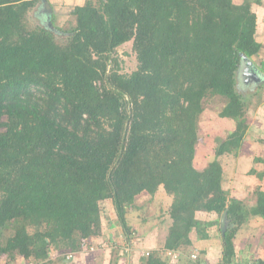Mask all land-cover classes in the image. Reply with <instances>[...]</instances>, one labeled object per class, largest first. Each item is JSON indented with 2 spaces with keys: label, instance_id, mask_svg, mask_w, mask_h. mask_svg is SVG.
Masks as SVG:
<instances>
[{
  "label": "trees",
  "instance_id": "trees-1",
  "mask_svg": "<svg viewBox=\"0 0 264 264\" xmlns=\"http://www.w3.org/2000/svg\"><path fill=\"white\" fill-rule=\"evenodd\" d=\"M39 1L0 0V263L79 252L101 236L107 199L130 240L128 209L160 187L172 198L163 249L179 256L155 250L141 264L242 260L235 241L252 217L264 224V189L255 188L253 205L231 195L221 158L238 155L250 128L236 79L263 47L253 8L262 0H87L71 9L70 29L50 7L47 22L30 28ZM131 41L137 67L126 73L117 50ZM218 98V115L235 126L198 168L201 115ZM215 225L213 262L194 241L211 239Z\"/></svg>",
  "mask_w": 264,
  "mask_h": 264
},
{
  "label": "rangeland",
  "instance_id": "rangeland-1",
  "mask_svg": "<svg viewBox=\"0 0 264 264\" xmlns=\"http://www.w3.org/2000/svg\"><path fill=\"white\" fill-rule=\"evenodd\" d=\"M87 0H47L51 8V13L55 14V23L65 29L74 26L73 17L70 11L76 5H82ZM243 2L244 0H235ZM256 9L258 24L256 27V35H264V0L259 4L253 5ZM47 13V11H46ZM45 13L44 1L41 0L35 8L27 13L26 22L30 28H34L39 24L47 22V14ZM264 46V44H263ZM121 60L122 72L131 73L137 67L136 53L133 49V43L128 42L120 46L117 50ZM247 60V59H246ZM251 62L253 69L260 76L259 79L252 77L246 80L245 68L247 62L241 67L236 79V88L244 98L247 105L246 117L250 128L248 130L247 139L237 156L234 154L223 155L221 161L224 166V186L228 188L231 195L236 196L251 205L254 202V190L257 187L264 186V183L257 181L258 176H249L250 169L262 171L264 169V146L259 142L264 139V47L261 49L260 55ZM263 70V73L261 71ZM248 85V86H247ZM221 99L209 100L206 104L205 111L200 119V141L197 145L195 156V164L198 168H203L215 156V149L218 138H226L228 132L234 128V123L226 118L218 115V109L221 107ZM258 183V184H257ZM256 184V185H255ZM259 184H263L260 185ZM163 188H159V197L142 192L135 197L136 207L129 208L127 217L133 226L134 236L131 237V248L125 251L123 248L125 237L121 226L117 221V216L110 199L102 203V223L104 229L101 236H93L84 240V246L88 242L94 245L95 250H86L83 248L79 252L74 253L75 258H56L58 252L53 253V260L46 264H141V258L146 257L147 252L155 250L161 251L167 230L169 226V200ZM198 217L202 220H212L218 216L215 214L201 213ZM221 221V219H220ZM251 228H242L241 233L236 238V243L240 242L246 236L247 230L254 229L258 223L252 220L249 223ZM219 226V225H218ZM218 226H213L211 230H215L219 234ZM11 234L10 231L5 232L4 238ZM110 238V239H109ZM215 242V243H214ZM214 242L207 244L216 248L220 243L215 237ZM154 244L158 246L154 248ZM161 244V246H160ZM95 245H97L95 247ZM85 250V251H83ZM66 255V254H65ZM120 255L118 262L117 257ZM83 256V257H82ZM122 258V259H120ZM39 264V263H37Z\"/></svg>",
  "mask_w": 264,
  "mask_h": 264
},
{
  "label": "crops",
  "instance_id": "crops-1",
  "mask_svg": "<svg viewBox=\"0 0 264 264\" xmlns=\"http://www.w3.org/2000/svg\"><path fill=\"white\" fill-rule=\"evenodd\" d=\"M237 3H240V2H237ZM253 8H254V10L256 12V9H255L254 6H253ZM257 39L259 41H261L262 44H264V35H259V37H257ZM250 170L248 171V174L251 177L252 176H258V173H264V169L262 171H256V169H254L256 172H254L253 174L250 173ZM257 181H259L261 183H264V176H263V178H260L259 177V180L257 179ZM260 185H263V184H259V186ZM261 188L264 189V186H262ZM160 191H162V193H165L166 198L169 200V203L168 204L170 205L171 202H172V198L169 195L166 194V192H165L164 189H162ZM154 196H156V197L158 196L159 197L160 196L159 195V192H157ZM254 199H255V197H254ZM254 203H255V200H254V202L251 205H253ZM199 214L200 213H198V215ZM252 220H255L258 223L257 227H255L254 229L247 230V233L248 234H246V236H244L242 239H240V242L236 243V241H235V243H236V250L238 251V255H239L240 259H242V260L249 259V258H253V259H256V258L264 259V224H263L262 218H260V217H252L242 228L243 229L245 227L246 228H251V225L249 226V223H251ZM209 233H210V236H213V237L211 239H209L208 242L210 244L214 245L213 244L214 239H215L214 231L211 230ZM240 233H241V230H240ZM193 237L195 238L196 235L193 234ZM194 242L197 245H200V243L202 245H208V247H209L208 248V257L213 262L217 261L220 258V256H221V252H220L221 251V241H220L219 244L217 243L218 246L216 248H213L212 245L207 244L205 241L199 242L198 240H195ZM157 246H158L157 244H154V248H156ZM160 246H161V244H160ZM52 257H53V255H52ZM74 258H75V256H74ZM120 259H122V258H120ZM87 264H91V263H87ZM124 264H125V260H124Z\"/></svg>",
  "mask_w": 264,
  "mask_h": 264
},
{
  "label": "built area",
  "instance_id": "built-area-1",
  "mask_svg": "<svg viewBox=\"0 0 264 264\" xmlns=\"http://www.w3.org/2000/svg\"><path fill=\"white\" fill-rule=\"evenodd\" d=\"M134 236V233L131 237ZM125 237V236H124ZM97 245H95L96 247ZM132 246V243H131V238L130 240H127L126 237H125V242H124V245H123V248L125 251H128L129 248H131ZM85 248L86 250L88 249L89 250H95L94 248V245L91 246L90 243H86L85 246L83 245L82 249ZM85 251V250H83ZM164 257L166 258H169L170 261H176L178 259V256H179V253L178 252H175V251H172V250H165V249H162L161 251H159ZM74 253L76 252H71V253H68L67 254V258H72L74 257ZM150 252H147L146 253V256L149 255ZM191 257L193 259H196L197 257V253H194L191 255ZM0 264H37L35 263L33 260L31 259H26L25 257H18L17 259L11 261V262H8V261H5V260H2ZM234 264H264V260L263 261H259V260H253V259H247V260H239V261H236Z\"/></svg>",
  "mask_w": 264,
  "mask_h": 264
},
{
  "label": "water",
  "instance_id": "water-1",
  "mask_svg": "<svg viewBox=\"0 0 264 264\" xmlns=\"http://www.w3.org/2000/svg\"><path fill=\"white\" fill-rule=\"evenodd\" d=\"M44 1V7L47 9L49 8V3L47 2V0H43ZM247 62V67L245 68V74L248 75V76H252V77H255L257 79L260 78V76L257 74V72L253 69L252 65H251V62L246 60ZM247 80V79H246ZM227 213L224 212L221 216V221H220V227L221 229L223 230V232L226 230L227 228Z\"/></svg>",
  "mask_w": 264,
  "mask_h": 264
},
{
  "label": "flooded vegetation",
  "instance_id": "flooded-vegetation-1",
  "mask_svg": "<svg viewBox=\"0 0 264 264\" xmlns=\"http://www.w3.org/2000/svg\"><path fill=\"white\" fill-rule=\"evenodd\" d=\"M252 78V76H248V75H246V79L247 80H249V79H251Z\"/></svg>",
  "mask_w": 264,
  "mask_h": 264
}]
</instances>
